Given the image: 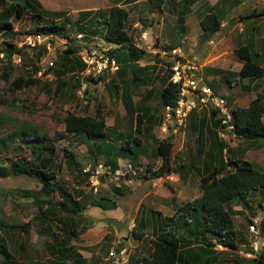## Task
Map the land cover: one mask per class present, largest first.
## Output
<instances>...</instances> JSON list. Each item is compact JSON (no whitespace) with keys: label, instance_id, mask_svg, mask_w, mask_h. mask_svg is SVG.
Wrapping results in <instances>:
<instances>
[{"label":"trees","instance_id":"trees-1","mask_svg":"<svg viewBox=\"0 0 264 264\" xmlns=\"http://www.w3.org/2000/svg\"><path fill=\"white\" fill-rule=\"evenodd\" d=\"M145 1L149 12H153L154 9L162 10L165 3V0ZM197 1L199 0H179V12L177 24H175L179 34L185 32L183 18ZM40 6L38 0H0L1 33L13 35L12 19L20 18L29 11H34V16H41V13H38ZM128 17V11L115 4L103 11L81 10L79 17L74 22L68 19L63 21L48 20V23L25 30L24 33H55L69 37L70 32L75 31L85 32L87 36L104 37L116 45L110 51L119 65L118 70L114 73L115 76L123 77L127 70L131 69L134 80L140 74V76L147 77L149 66L138 65L144 59L146 51L143 48H138L128 34L126 30ZM69 22L71 23L67 26ZM199 25L201 31L198 38L201 41H208L221 29V19L213 9H209L201 15ZM2 43L0 60L5 61L4 68L10 69L13 65L12 56H19L22 53V48L25 47H18L10 39H4ZM178 45L168 44L165 49L169 52L179 47ZM234 53L242 62L238 71L210 66L204 67V71L207 74L221 75L228 86H232L238 80L264 77V52H256L253 44L247 42V44L235 48ZM160 61L164 65L162 73L158 77L161 89L156 92L148 90L145 99L150 95L158 97L163 113L164 105L168 104L173 107L177 104L180 85L170 81L171 66L174 64V60L161 59ZM38 69L39 67H35L36 71ZM84 70L85 64L78 57L77 48L71 37L66 49L56 55L53 65L47 67L43 74H52L53 78L50 80H54V96L61 98L69 96L70 99H73L77 96L76 90L82 85L85 78L82 75ZM6 76L7 74L5 78ZM103 79L104 74H100L97 78L88 77V80L93 83ZM39 81V77L23 78L18 76L12 81V84L15 88H20L23 84L33 85ZM208 84L214 92L220 88L213 82H208ZM118 87L115 79L112 78L109 88L117 91ZM121 91L127 102L126 109L130 125L128 132L123 133L115 125L107 126L101 112H96L94 115L68 113L62 118L64 131L73 134L79 143H84L88 152H93L95 157L103 156L104 165L109 166L112 172L117 169L118 159L121 158L127 159L131 164L130 171L134 170L133 175L142 179H154L175 171L171 167L173 142L170 134L157 140L156 146L150 151L152 158H160V165L153 168L152 162H148L144 170H139L140 156L145 155L148 148V143H144L141 139L146 133L142 130L143 124H151L154 121L161 122L162 116L155 115L158 112V107L151 109L140 103H134L126 82L122 83ZM89 92L90 90L85 88L84 96H88ZM221 96L226 100L232 115L229 132L244 140L264 139L263 94L257 92L247 106L232 105V98L229 95ZM204 107H208V110L192 109L182 125L179 126V129L186 130V134H196L197 155L201 160V165L196 169V173L199 175L196 184L199 195L178 204L172 215L164 216L161 220L163 231L149 240L151 251L136 259L129 255L130 264H181L186 260L188 264H217V253L213 249L216 244L233 251L238 250L240 240H244L243 236L234 229L233 218L237 213L248 212L252 216L255 214L251 195L254 192H264V167L243 159L240 155L244 154L242 149L229 148L224 139L219 136V132L227 130V125L221 123L219 110L210 105ZM28 130H33V128H17L0 136V154L21 148L22 144L16 142L17 139L28 141L25 146L31 154L30 157L20 155L15 159L7 157L0 161V178L25 176L40 183L37 190L20 191L22 198H31L32 203L39 207V211L31 218L30 222L24 224L14 221L6 223L0 218V226L7 228L6 230L17 229L28 233V225L35 223V230L39 234L47 236L45 248L52 253L53 258L50 261L30 260L25 262L16 254L17 250H12L8 241L0 236V264H87V259L72 243L78 239L82 231V211L87 204L103 210L114 209L117 207L115 195L104 196L97 190L94 193L90 190V193L86 195L80 188V184L69 189L63 181L57 179V170L55 169L57 161L55 159L60 155H58L54 141L48 138L42 139ZM60 150L62 151L60 159L64 163L66 162L68 169L77 170L79 181L82 179L79 177L80 175L85 178L89 176L90 172L82 170L71 150L64 146ZM190 151L188 150V153L185 154L189 160ZM174 156L180 159L178 168L182 169L186 162L180 163L184 161L183 158L177 154ZM188 167L194 168L190 164ZM103 178L102 175L99 176L100 181ZM16 191L18 192V190ZM115 191L118 192V195H123V192L117 188ZM236 205H239L240 209H235ZM153 213L159 214L156 211ZM249 222L252 223L251 220ZM145 224L144 220L134 224L131 229L133 239L139 241L144 238ZM191 240L197 241L198 244L190 247ZM107 253L108 247L104 251L105 255ZM131 258L135 259L134 263ZM243 261H247L249 264H264V241L258 256L243 259ZM233 262L240 264L238 260Z\"/></svg>","mask_w":264,"mask_h":264},{"label":"rangeland","instance_id":"rangeland-1","mask_svg":"<svg viewBox=\"0 0 264 264\" xmlns=\"http://www.w3.org/2000/svg\"><path fill=\"white\" fill-rule=\"evenodd\" d=\"M38 1L41 4L38 8V11H40L38 13H41V16H34V11H29L20 18H13V35L11 33L10 35H4L0 31V47L3 45L4 39L13 40L16 43L25 35V30L46 24L48 20L63 21L68 19L74 22L79 17V11L81 10L97 12L108 10L111 6L117 4L124 7L129 13L126 22L128 34L138 48H143L146 51L144 59L138 65L149 66L147 77L140 76V74L138 76L139 79L133 80L131 69H128L123 77H116L115 74L106 73L104 74V79L96 83L88 80V77L91 78V76H84L85 78L82 82L85 83V88L90 90V92L88 96L83 98L75 96L73 99H70L69 96L64 98L54 96V80H50L46 74H43L42 69H47L50 57H54L53 53L40 55V52L36 50L22 48V53L17 57L15 56L16 59L12 61L13 65L10 69L4 68L5 61L0 60V136H4L17 128H33V130L28 131L37 134L42 139L48 138L54 141L58 155H60L59 158L55 159L57 161L55 164L57 179L63 181L64 185L70 189L75 187L76 184H80V188L84 190L86 195L90 193V190H92V193L96 190L100 191L104 196L115 195L117 207L114 209L103 210L89 204L86 205L81 214L82 231L78 239L72 242L75 248L87 259V264H104V251L112 244L125 246L129 249L130 255L133 253L138 241L133 239L131 229L140 217L148 220L149 214L170 216L174 213L178 204L193 199L199 194L196 186L199 175L196 173V169L201 165V160L197 155L196 134H186V130L184 131L183 129H177L173 133H164L159 127L161 122L144 123L142 130L146 133L141 139L144 143H148V148L146 150L147 153L140 156L141 166L139 170H144L148 162H152L153 168H157L160 165V158H152L150 151L156 146L157 140H161L170 134L173 142L171 167L175 171L154 179H142L133 175L134 173L130 171L131 164L127 159H118L117 171L115 170L114 172L104 166L103 156L95 157L93 152H88L84 143H79V140L76 141L73 134L64 131L62 118L70 112L77 115H94L96 112H101L107 126L115 125L123 133L128 132L130 125L126 109L127 102L121 91L122 83L126 82L129 86L134 103H140L151 109L158 107L157 114L162 116V106L159 98L150 95L145 99V96H147L148 90L156 92L161 89V82L158 77L162 73L164 65L160 60L174 59L169 56L168 51L165 49L166 45L179 44L178 46H181L180 48L185 58H195L194 61L201 68L204 77V67L206 66L223 67L231 71L238 70V65L236 64L238 58L233 52L236 46L233 41L231 43L230 38H225L228 35L223 36V30H219L221 31L220 35L214 34V36H218V39L213 36V42L201 41L198 38L200 27L196 21L201 17L198 13L204 11V7L195 16L192 15L185 32L179 34L174 28L176 11L172 10V8L176 6V3L172 4L171 2L174 0L168 2L169 4L166 5L164 12L159 9L149 12L145 0H139L136 3L132 0ZM241 9L243 11L252 9L250 1ZM260 18L261 16L246 17L245 24L251 23L250 28L253 31L255 23H252V21ZM261 21L264 22V19L262 18ZM74 33L75 31H71L70 37ZM142 33H144L143 38L141 37ZM51 34L53 36H61L55 33ZM184 35H186V38L183 37ZM35 67H39L38 71L35 70ZM18 76L23 78L39 77L40 81L33 85L26 86L23 84L20 88H15L12 81ZM112 78L115 79L119 86L117 91L109 88ZM212 78V75L208 76L207 85L210 86L208 82L218 84L220 88L215 93L223 94L225 88L228 89L229 87L224 78L222 76H214V79ZM236 85H234L233 93L238 94L237 105L244 106L249 94L241 91L238 84ZM224 133L225 137H220L224 139L229 148L238 144L239 138L235 137L229 130L224 131ZM16 142L21 143L22 147L13 152L0 154V161L7 157L15 159L20 155L31 156L30 150L25 146V144L27 145V140L17 139ZM63 146L74 153V157L80 163L83 171L102 164L101 170L103 173L99 176L102 175L104 177L103 180L100 181L98 177L97 184L96 180L91 182L88 177L85 178L80 175L79 177L82 179L79 181L77 170L68 169L66 162L64 163L60 159L62 156L60 148ZM188 150H191L190 160L185 157ZM175 154L183 158L182 160L184 161L180 163L186 162L182 169L178 168L180 159L176 158ZM240 155L243 159L250 162L254 161L261 167V164L255 162L251 154L244 153ZM59 160H61V163H59ZM257 160H262V157H258ZM188 164L194 166V168H189ZM39 187L40 183L25 176L0 178V218L6 223L12 221L20 224L30 222L31 218L39 211V207L32 203L31 198H22L20 191L26 189L37 190ZM115 188L122 191L123 195H118ZM251 202L255 207V215L252 216L248 212L244 214L237 213L233 218L234 229L243 236L244 240H240L238 250L232 251L216 246L215 250L219 258L217 264H235L233 262L235 260L240 261V264H249L243 259L258 256L263 246V232L259 227L260 224L258 221H254L253 217L263 212V210L257 204V195L251 198ZM234 208L240 209V206L236 205ZM152 210L159 212V214L153 213ZM250 219L252 223L249 222ZM250 225L254 226L255 231L250 229ZM28 228V233H25L17 229L6 230L7 228L0 226V236L8 241V245L11 248L16 247L17 243L23 238L24 244L20 250L17 248L16 252L23 261H50L53 256L45 248L47 236L41 235L35 230V223H30ZM145 233H149L148 229L145 230ZM150 235L148 234L146 240L149 239ZM142 253L146 254V252L141 251L135 253L134 256L139 257ZM128 264H130V261Z\"/></svg>","mask_w":264,"mask_h":264},{"label":"built area","instance_id":"built-area-1","mask_svg":"<svg viewBox=\"0 0 264 264\" xmlns=\"http://www.w3.org/2000/svg\"><path fill=\"white\" fill-rule=\"evenodd\" d=\"M143 35L144 33L141 34L142 38ZM72 38L77 48V55L85 64V70L82 72L83 76L97 78L100 74H114L118 70L119 65L115 57L110 54V51L115 48L116 45L107 41L104 37L95 35L87 36L85 32H75ZM70 39L71 37L67 35L53 36L51 33L44 34L41 32H32L25 34L21 40L16 42V45H18V47L36 50L37 52L43 51L42 54L53 53L54 57H50L47 64V67H50L53 65L56 55L62 53L66 49ZM168 53L170 57L174 58V64L171 66L172 74L170 81L180 85V92L175 106L172 107L168 104L163 106V116L160 124L161 131L168 133L169 128L173 126L175 130L172 128L171 131L176 132L192 109L199 110L208 105L219 110L221 123L227 125V130H230L231 125L229 124L232 115L226 104V100L221 95H217L212 88L207 85L204 81L203 72L199 65H197V62L194 61L195 59L185 58L180 52V48L172 49ZM15 56L17 57V55L12 56L13 61L16 59ZM42 70H44V68ZM46 75L50 79L53 78L51 73ZM85 87V83L82 82V85L76 90V95L80 98L84 97ZM220 136L225 137V133L222 131ZM103 165L98 164V167L96 166L93 167V169L88 168L84 170L85 172H90L88 179H90L91 182L96 180L98 184V177L103 173L101 170ZM106 167L109 168V166ZM132 172L134 173V170H132ZM250 229L255 231L253 225H250ZM129 255L130 251L127 247L112 244L108 247V253L105 255L103 263L128 264Z\"/></svg>","mask_w":264,"mask_h":264},{"label":"crops","instance_id":"crops-1","mask_svg":"<svg viewBox=\"0 0 264 264\" xmlns=\"http://www.w3.org/2000/svg\"><path fill=\"white\" fill-rule=\"evenodd\" d=\"M248 1H250L251 5H252V9H250L249 11H247V10L243 11L241 8L243 6H245V4ZM136 2L137 1H134V3H136ZM168 2H170V0H165V3L163 5L161 11L164 12L166 5L169 4ZM171 2H172V4L174 2L176 3V6L172 8V10L176 11V22L174 23V28H175V24H177V17H178V12H179V0H174ZM203 7L205 8L204 11H202L201 13H198V11L201 10V8H203ZM166 9L168 10V8H166ZM209 9H213V11L219 16V18L221 19V29L220 30H223L222 33H224V35H223L224 37L226 35H228L225 38H230L231 43H232V41L234 42V44L236 46L235 48H237L240 45H245V44H247V42H251L253 44L254 50L256 52H259V53L264 52V27H263L264 22L261 21L262 18L264 19V0H199L194 5L191 6V11L187 15H185L183 18V23H184L185 29H186V26L189 23V19L192 17V15L195 16L198 13V15L201 16L204 12L209 11ZM250 15L261 16L260 19L252 21V23H255V26L253 27V29H254L253 31H251V28H250L251 23L245 24V22H246L245 18L250 17ZM199 20H200V18L197 19L196 23L200 27ZM199 31H201V28ZM215 34L220 35L221 31H218ZM183 37L186 38V35H184ZM214 38L218 39V36H214ZM208 42H213V39L208 40ZM180 47L181 46H179L177 48H180ZM234 49H233V52H234ZM180 52L184 56L181 48H180ZM236 64L238 65L237 69L239 70L242 66V62L240 61L239 58L237 59ZM210 67H214V66H210ZM216 68L225 69V70L228 69V68H223V67H216ZM238 70H236V71H238ZM210 75L213 76L212 79H214V76H221L218 74L217 75L207 74L205 72V77H204L205 82L208 81V76H210ZM236 84H238V87H240L241 91L247 92V94H249L247 96L248 100H246L247 101L246 105H244V106H247L249 104V101L255 97L257 92L262 93L264 96V77L258 78V79L238 80L237 83L233 84L232 86H229L228 89L225 88V92H223V94H219V95H229L232 98V105L238 104V94L233 93L234 88H235L234 85H236ZM222 90H224V88H222ZM244 96H246V95H244ZM241 97H240V99H241ZM240 99H239V101H240ZM263 103H264V99H263ZM239 106H243V105L239 104ZM202 109L208 110V107H202L199 110H202ZM155 115H159V114H155ZM262 119L264 122V114H263ZM172 127L173 126H171L169 128L168 133L172 132L171 131ZM232 148L236 149V150L242 149L243 153H246V154L248 153V155L251 154L253 156L255 162L260 163L262 168L264 167V139L259 138V139H255V140H244L242 138H239L238 144H235ZM258 157H262V160H257ZM255 195H257V204H258V206L260 205L259 207L263 210V212H261L260 214H258L257 216H255L253 218H254V221H258V223L260 224V225L259 224L258 225L263 232V240H264V204H263L264 203V192H254L251 195V198ZM152 212H154V211H152ZM164 216L165 215L154 216L152 214H149L148 220L144 219V217L143 218L140 217L138 219V222H140L141 220H144V222L146 223L144 226V229H143V232L145 235H144V238L139 240L138 243L135 245V250L131 254V256L133 258L136 259V258L142 257L143 255H147V253L151 251L150 247H149L150 246L149 240L151 238H155L158 234H160L163 231V224H162L161 220L163 219ZM147 229L149 231L148 234L149 235L151 234V235L149 236V239L146 240V237L148 236V234L145 233V230H147ZM146 241H148V242L146 243ZM23 244H24V241L22 238V240L19 243H17L16 247L15 246L12 247L13 248L12 250H17V248L20 250L22 248ZM189 244H190V247H193L192 245H197L198 242L195 240H191L189 242ZM216 246H219V244H216L213 247L214 250H215ZM185 247L187 248V246H185ZM261 250H262V248H261ZM261 250L259 251V253L261 252ZM141 251L146 252V254L142 253L139 257L134 256L135 253H139ZM215 252H216V250H215ZM217 258H218V255H217ZM135 259H133V260H135ZM131 260H132V258H131ZM133 260H132V262H133ZM218 260H219V258H218ZM186 263L188 264L187 260L182 262L181 264H186Z\"/></svg>","mask_w":264,"mask_h":264},{"label":"clouds","instance_id":"clouds-1","mask_svg":"<svg viewBox=\"0 0 264 264\" xmlns=\"http://www.w3.org/2000/svg\"><path fill=\"white\" fill-rule=\"evenodd\" d=\"M44 71V70H43Z\"/></svg>","mask_w":264,"mask_h":264}]
</instances>
